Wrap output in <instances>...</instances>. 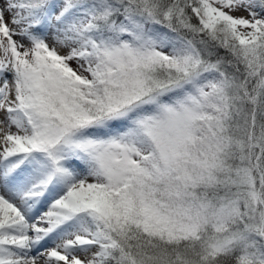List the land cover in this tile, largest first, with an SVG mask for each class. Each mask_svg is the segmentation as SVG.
<instances>
[{"label":"snow or ice","instance_id":"1","mask_svg":"<svg viewBox=\"0 0 264 264\" xmlns=\"http://www.w3.org/2000/svg\"><path fill=\"white\" fill-rule=\"evenodd\" d=\"M0 264H264V0H0Z\"/></svg>","mask_w":264,"mask_h":264}]
</instances>
